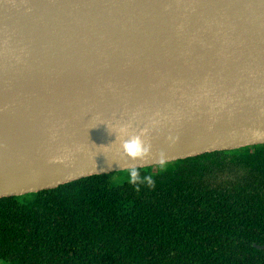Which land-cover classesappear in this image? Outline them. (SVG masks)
I'll return each mask as SVG.
<instances>
[{"label":"water","instance_id":"1","mask_svg":"<svg viewBox=\"0 0 264 264\" xmlns=\"http://www.w3.org/2000/svg\"><path fill=\"white\" fill-rule=\"evenodd\" d=\"M263 144L264 0H0V199Z\"/></svg>","mask_w":264,"mask_h":264},{"label":"trees","instance_id":"2","mask_svg":"<svg viewBox=\"0 0 264 264\" xmlns=\"http://www.w3.org/2000/svg\"><path fill=\"white\" fill-rule=\"evenodd\" d=\"M0 199L3 264H264V144Z\"/></svg>","mask_w":264,"mask_h":264},{"label":"clouds","instance_id":"3","mask_svg":"<svg viewBox=\"0 0 264 264\" xmlns=\"http://www.w3.org/2000/svg\"><path fill=\"white\" fill-rule=\"evenodd\" d=\"M130 125L126 124L118 128L117 132L121 137L120 148L123 154L130 159H141L147 156L151 151V146L146 143L145 136L147 129L140 130L139 133L131 134L129 133ZM117 135V133H115ZM129 176L131 179L135 180L138 176L135 168L129 169Z\"/></svg>","mask_w":264,"mask_h":264},{"label":"rangeland","instance_id":"4","mask_svg":"<svg viewBox=\"0 0 264 264\" xmlns=\"http://www.w3.org/2000/svg\"><path fill=\"white\" fill-rule=\"evenodd\" d=\"M159 166V165H157ZM157 166H153L154 169L156 170ZM130 180V176H129V170H126V171H118L114 174L113 176V184L115 185H119V184H122L126 181H129ZM0 264H3L2 262H0Z\"/></svg>","mask_w":264,"mask_h":264}]
</instances>
